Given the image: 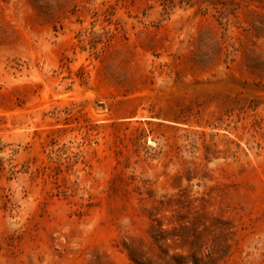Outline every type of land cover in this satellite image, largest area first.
Segmentation results:
<instances>
[{"label": "rangeland", "instance_id": "obj_1", "mask_svg": "<svg viewBox=\"0 0 264 264\" xmlns=\"http://www.w3.org/2000/svg\"><path fill=\"white\" fill-rule=\"evenodd\" d=\"M0 264H264V0H0Z\"/></svg>", "mask_w": 264, "mask_h": 264}, {"label": "trees", "instance_id": "obj_2", "mask_svg": "<svg viewBox=\"0 0 264 264\" xmlns=\"http://www.w3.org/2000/svg\"><path fill=\"white\" fill-rule=\"evenodd\" d=\"M179 259H182V257H178Z\"/></svg>", "mask_w": 264, "mask_h": 264}]
</instances>
